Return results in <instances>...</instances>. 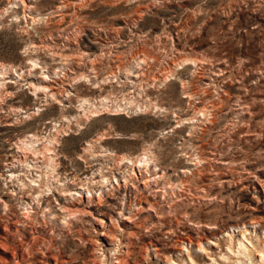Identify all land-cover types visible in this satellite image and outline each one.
<instances>
[{
	"label": "rangeland",
	"instance_id": "obj_1",
	"mask_svg": "<svg viewBox=\"0 0 264 264\" xmlns=\"http://www.w3.org/2000/svg\"><path fill=\"white\" fill-rule=\"evenodd\" d=\"M26 1L25 6L0 0V264H117L118 256L129 264H182L189 255L209 264L226 250L225 232L239 237L247 228L254 242L264 241V0ZM112 72L117 77L105 81ZM42 73L53 81L43 82ZM163 74L173 78L163 82ZM30 84L55 89L36 95ZM52 91L57 99L49 102ZM105 97L111 112L119 104L128 108L121 115L104 109L90 120L77 116L84 98ZM198 101L211 111L213 103L218 106L215 123L188 122ZM30 135H36L42 154L51 138L59 140L50 149L60 179L71 189L93 180V189L101 190L104 176L123 182L131 164L122 158L135 162L150 151L155 160L149 173L164 174L167 187L176 191L184 182L191 194L175 200L171 211L165 201L161 219L146 203L135 224L119 218L120 252L91 216L64 227L53 195L42 199L44 207L51 202V211L36 209L31 223L19 203V196L31 202L30 188L13 196L18 184L7 176L21 172L14 157ZM200 154L208 161L204 170L187 178L184 169H195ZM45 157L36 159L43 172ZM144 178L133 184L142 189ZM129 186L114 194L104 188V205L90 208L94 217L110 225L101 213L121 202L129 206L136 191ZM200 219L201 227L190 224ZM150 241L161 248L158 254Z\"/></svg>",
	"mask_w": 264,
	"mask_h": 264
},
{
	"label": "bare ground",
	"instance_id": "obj_2",
	"mask_svg": "<svg viewBox=\"0 0 264 264\" xmlns=\"http://www.w3.org/2000/svg\"><path fill=\"white\" fill-rule=\"evenodd\" d=\"M20 1L25 6L29 5V3L26 0H20ZM70 3H72V2H70ZM84 3H85V1H84ZM67 4H69V3H67ZM37 19H41V18H37ZM37 19L33 18V21L36 22ZM32 63H33L32 65L35 68L41 69V65L38 64V62L32 60ZM1 65H4V64H1ZM110 75L107 78H105V79L103 78V79L106 81V79H108L110 77L111 78L117 77L115 72L114 73L112 72V74H110ZM0 76H2V74ZM171 76H173V74H168V75L165 74L162 78V81L163 82L169 81L170 79L173 78ZM40 78L45 83H47V82L49 83L50 81H53L52 77L50 75H47L46 73H42V76ZM79 78L81 80H89V77L86 74H80ZM149 82H150V80H149ZM30 85H32V87L34 88V91H35L34 94H36V95L38 94V92H41V91H47V90L55 89V87H53L49 84H47V85L46 84L45 85L30 84ZM202 93H204V92H202ZM56 95H57V92H54V91H52L50 95L47 94L49 102L57 99ZM186 97L190 98V100H192L193 97H195V96L191 93V94H188ZM240 98H241V96H240ZM223 100H225V98L222 99V101ZM245 101L247 102V100H245ZM198 102L201 106H197L196 105L197 103L194 105L193 116L190 118H187L188 122L195 124V122L197 120L198 121L199 120H202V121L205 120V121H208L210 124L213 122L215 123V117H217V114H218V106H216V104H214V103L211 105L214 109V110H212V111H214V113H212V111L208 107L209 105L203 106L202 105L204 103L203 101H198ZM108 103H109V101H108V98H106V97L101 99L100 101L90 100L89 98L88 99L84 98L82 100V102L80 103L81 109L79 110L80 112L82 111V114L80 113V115H77V116L82 117V118L85 117L86 119L88 118L87 120H90V117L95 118V117H99V116L107 113V112H103L104 109H109L110 115H117V114L121 113V112H119L120 110L123 111L127 107V106H125L122 108V105L119 104L114 109H112V110H115V112L114 111L111 112L110 111L111 107L109 108ZM38 110H39V108H38ZM122 113H124V112H122ZM198 116H199V118H198ZM201 116H203V117L201 118ZM185 120H186V118H185ZM181 124H182V122H180L179 126H181ZM55 125L57 126L55 128V130H57L58 126H60V124L55 123ZM179 126H177V127H179ZM203 129H205V128H203ZM66 134H67V131H66ZM28 137L31 139H28L25 141L26 143H24V145L26 148L17 150L15 157H14V159L16 161H18V164L20 165V167H22L21 172L16 173V171L13 172L14 171L13 170V171H10V174L7 176L10 177L11 182L16 181V183L18 184L19 192H17V190H12L11 194L13 196L18 195V193H24L25 192L24 190L27 187L30 188V192H27V193L30 195L31 202H23V199L21 198L22 196H19V198L21 199V201L19 203H21L20 204L21 209L24 210L23 214H24L25 218L30 220L31 223H33V220H34L32 214L37 213L36 209L39 210V209H42V207H43L44 208L42 211L43 213L47 212V211L48 212L51 211V209H52L51 202H47L46 207H44V205L42 203V199H43V196H45V195H47V196L53 195L54 199L56 200V203L60 207L59 208L60 213L63 214L62 224L64 227L69 226L72 221H82L84 215L91 216L92 218L95 219L97 224H100L105 229V231H103V233H101V235L109 238V240H110V241L108 240L109 246H112L113 244L115 245V243L116 244L118 243L116 246L117 247L116 250L118 252H120L118 250V247H119L121 242L119 243L120 239H119V236L117 235L118 226H119V218H123L124 220H126L128 222H132L133 224H135V220L139 219V215H140L141 211L143 212V210H145L144 203H146L149 206L148 209L155 211L157 213L158 218L161 219L164 215L163 203L165 201L169 202L168 203V205L170 204L169 210L171 211L172 208L174 209V207L176 206V205H174L175 200H183L185 198L184 197L185 194H188V193L191 194V190L185 186L186 184L184 182H182L181 184H177L179 186V188L177 190L178 192H177L175 187L173 188L172 185L171 186L169 185L170 186L169 188L167 187V184L163 181L164 174L158 173L157 171H152V173H149V171L151 170L150 166L152 163H154V160H155L150 151L143 152L140 155V157L137 160H135V162L133 161L134 159H132V157L130 158L128 156H125L122 158V160H125V162H128V164L129 163L131 164L130 175L128 177L124 175L123 176V179H124L123 182H121V180H119V178H117L115 176H113V181H111V178H109L108 176L107 177L102 176L103 178H102L101 183H102L103 189L106 188V190L108 191V194H114L113 190H115L116 188L119 189L121 187L123 189H125L124 190L125 192H127V190L130 188L129 185L131 183L132 186L136 190L135 194H134L135 197H134V199L129 200L130 201L129 206L127 204L125 206L123 204V202H121V203H119L117 208H115L116 206L113 205L114 209H116L115 211H114L113 207H111L110 208L111 213L110 212L109 213L108 212H102L101 213L102 215L107 216L111 222L110 225L107 226V222L105 220L100 219L98 217H94L93 212L90 210V208L92 206L104 205V195H105L104 192H105V190H103V189L94 190L93 185H94V183L97 184V181H93V180L81 181L78 184V186L76 187V189H71L70 187H68V185H66V183L60 179V176L57 173V163H56V160L54 159L55 156L52 157V155L56 154L55 149L54 148L50 149L51 146H59L60 145L59 140L56 139L55 137L51 138L48 142V144L50 146L48 145L49 148L47 146V149H46V150H48V152L46 151V152H44V154H42V152L38 148L39 144H37V142L35 141V139H37L36 135L35 136L30 135ZM104 138H106V137H104ZM100 140H102V139H100ZM88 146L92 147V143L89 142ZM26 154H30V156H28ZM46 155L49 156V163L46 166V171L43 172L42 167L38 165V161L36 159H39V158L45 159V158H47V157H45ZM202 155H204V154L197 155L198 157L195 156L196 157L195 158V160H196L195 169H193V170L184 169V171H183L184 174H186V175L190 174V176H187V178H191L195 174L200 175L201 170H204L202 168L203 162L207 161V159L204 160L205 158ZM80 156H82V155H80ZM30 157H32V158H30ZM118 159H119V157H118ZM200 166L202 169L199 168ZM143 169H145L144 173L142 171ZM140 175L145 176L144 180L142 181V186H143L142 189L140 187H138V185L133 184L134 180L137 181L138 178L140 177ZM146 176H147V178H146ZM159 178H161L162 180H160ZM152 181H155V183H154L155 188L154 189L151 186ZM227 182H230V180ZM74 185H75V183H74ZM108 187H111V188H108ZM34 190H35L36 194L31 193ZM145 192H148L149 195H146ZM149 196H151L153 200H151L149 198ZM113 197H114V195H113ZM95 198H97L98 201H96ZM159 198H160V200H159ZM83 200L86 201L85 205H83ZM132 202H135L133 208H132V204H133ZM6 206H8L7 203H6ZM56 214L52 213V215H54V216H57ZM170 214H172V213H170ZM203 222L204 221H202L200 219L197 221H191L190 224H193L194 226L201 227V225H203L202 224ZM256 223H258V221L252 222L253 225ZM214 224L215 225L213 226V228H216L217 225H216V223H214ZM205 225H207V224H205ZM141 226L143 227V223L141 224ZM245 228H246V226H245ZM132 233H133V235L137 234L136 231L132 232ZM225 233H226V236L228 237V241L226 244V250L221 251L219 253L218 258L212 257V259H210L211 262L209 264H264V241L263 240L262 241L256 240V242H254L253 237L249 236V234H251V232L247 228H246V230L245 229L242 230L239 237L235 236L234 234H230L229 232H225ZM186 235H188V234H186ZM255 235L258 236L256 230H255ZM215 236H216V234H215ZM187 237H188L189 241L192 242V237L190 235ZM208 243L211 244V241L209 240ZM212 244L217 245L218 243L212 242ZM1 245L5 246V248H8L3 243H1ZM179 245H181V244H179ZM198 245H199L200 250H203V251L206 250V248L204 247V245H202L200 240L198 241ZM150 246H154L153 250L156 251L157 254L161 250V248H159V246H157V244L154 245L153 242H151V241H150ZM143 248H144L143 250L146 251L148 249V245L145 244ZM182 248H183V250H186L185 243H184V246H182ZM186 251H188V250H186ZM128 252H130V250H128ZM145 253H147V252H145ZM102 254H105V252ZM13 255L15 256V254H13ZM117 259H118L117 264H129L127 262L125 263L126 259L123 258V256L122 257L118 256ZM56 262H58V260H56ZM140 262L141 261H136L135 264H141ZM182 264H199V263L193 257H191V255H189V261L183 260Z\"/></svg>",
	"mask_w": 264,
	"mask_h": 264
}]
</instances>
